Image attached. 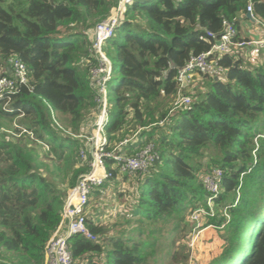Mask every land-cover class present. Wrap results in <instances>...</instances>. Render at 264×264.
Masks as SVG:
<instances>
[{"label": "trees", "instance_id": "obj_1", "mask_svg": "<svg viewBox=\"0 0 264 264\" xmlns=\"http://www.w3.org/2000/svg\"><path fill=\"white\" fill-rule=\"evenodd\" d=\"M248 3L264 25V0H134L103 48L111 62L105 150L135 135L123 153L153 143L158 154L147 173L121 175V182L136 184L130 211L140 219L133 231L140 235L144 221L173 220L174 231L192 233L189 212L208 209L202 175L222 171L214 215L203 222L217 228L220 251L204 264H264L263 66L250 67L239 53L220 55L223 78L199 76L202 84L206 80L204 90L173 109L178 71L218 42L225 23L238 40ZM116 5L0 0V78L11 58L27 70V84L0 99V264H44L67 191L87 170L78 159L86 148L80 136L97 105L85 62L92 61L95 25ZM112 163L107 159V169ZM86 224L96 241L68 239L80 264H149L156 252L150 240L103 238L89 215Z\"/></svg>", "mask_w": 264, "mask_h": 264}, {"label": "built area", "instance_id": "obj_2", "mask_svg": "<svg viewBox=\"0 0 264 264\" xmlns=\"http://www.w3.org/2000/svg\"><path fill=\"white\" fill-rule=\"evenodd\" d=\"M133 1L117 0V5L111 10L110 15L97 23L93 29V39L89 49L92 57L89 67V85L96 93L97 108L95 113L97 118L93 125L94 132L88 136H80L87 141L86 148L81 149L78 154L80 165H86L87 170L79 175L75 185L67 191L60 224L44 247V264H80L71 256L68 239L78 235L90 242L97 240L98 237L88 229L86 224L89 215V196L92 191L98 189L105 181L118 179L117 175H113L114 168H117L119 175L145 174L158 159L153 143H147L131 155L122 152V147L134 139L135 135L129 140L119 142L111 151L105 150L107 141L103 127L107 117V83L111 76V62L103 48L119 26L126 6ZM246 13L250 14V20L264 28L262 22L254 17L250 3L246 6ZM236 35L233 25L225 23L218 42L213 44L208 52L191 58L178 71L176 76L178 88L173 109H179L190 104L191 98L181 95V93L187 89L193 74L216 80L223 78L225 69L219 66L217 62L220 55L233 54L245 47L254 48L264 45V40H235ZM5 70L7 75L0 78V99L4 93L16 91L18 86L27 84V70L20 60L9 59ZM163 124L164 121L158 123V125ZM107 159H111L113 162L110 170L106 167ZM221 178L222 171L220 169H213L210 173L202 175V185L210 194L206 200L208 209L196 208L189 212L188 221L194 226L191 233L192 237H197L202 230L208 228L217 229L211 225L204 227L203 222L206 216L212 217L214 215L213 199L220 192ZM193 241L191 238L190 244Z\"/></svg>", "mask_w": 264, "mask_h": 264}, {"label": "rangeland", "instance_id": "obj_3", "mask_svg": "<svg viewBox=\"0 0 264 264\" xmlns=\"http://www.w3.org/2000/svg\"><path fill=\"white\" fill-rule=\"evenodd\" d=\"M246 25L251 27L249 32L253 34L256 32L258 34L264 33L263 26L257 25L250 19H241L239 21L240 29ZM249 32L245 30L242 35H252ZM237 51L245 53L242 54L243 59L250 67L263 66L264 68V45L262 47H254V49H239ZM91 62V60L90 62L86 61L85 66L90 67ZM205 82L206 80L202 84L199 75L193 74L187 89L183 90L181 95L190 97L197 91L202 92L205 88ZM93 110L96 111L95 108ZM91 114L82 126L86 136L94 132L93 125L97 115L95 112H91ZM39 150L42 151L41 149ZM117 177L118 179L110 180L107 183L108 185L100 188L99 197L94 195L89 200V216L102 228L103 238L119 236L126 238L130 236L133 240H150L156 246V252L149 259V264H204L208 261L209 256L214 257L220 251L221 240L216 237L217 230L214 228L202 230L197 237H192L188 228H184L182 233L174 231L173 220L164 224L144 221L139 229L140 235L134 232L133 229L139 226L137 220L140 219L139 216L134 217L131 214L132 211H130V208L133 205L135 206L136 184L133 185L131 182L125 181L123 183L121 182V175L117 174ZM191 238L194 240L192 244L188 243V239L191 242ZM147 250L150 252L152 249Z\"/></svg>", "mask_w": 264, "mask_h": 264}, {"label": "crops", "instance_id": "obj_4", "mask_svg": "<svg viewBox=\"0 0 264 264\" xmlns=\"http://www.w3.org/2000/svg\"><path fill=\"white\" fill-rule=\"evenodd\" d=\"M245 15H246V14H245ZM245 15H244V17H242V19H247V18L245 17ZM245 30L249 32V31L251 30V27L248 26V25H246V26H243L242 29H240V26H239V32H238V33H239V35L242 36V37L240 36V38H239L240 40H243V39H244V40H256V41H258V40H259V41H263V40H264V33H262V32L259 33V34H258L257 32L254 33V34H253L252 32H249V33H251L252 35H250V36H248V35H244V36H243L242 34L245 32ZM248 49H250V47H245V48H243V50H248ZM252 49H254V48H252ZM238 52H239V51H237L236 53H238ZM239 54H245V53H244V52H239Z\"/></svg>", "mask_w": 264, "mask_h": 264}, {"label": "water", "instance_id": "obj_5", "mask_svg": "<svg viewBox=\"0 0 264 264\" xmlns=\"http://www.w3.org/2000/svg\"><path fill=\"white\" fill-rule=\"evenodd\" d=\"M245 17H246L247 19H250V14H249V13H246ZM214 80H216V79H214Z\"/></svg>", "mask_w": 264, "mask_h": 264}]
</instances>
